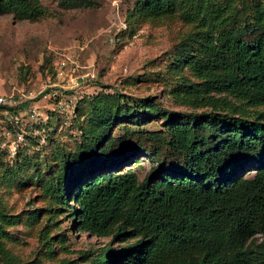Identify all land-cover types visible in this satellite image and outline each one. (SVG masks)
Masks as SVG:
<instances>
[{
	"label": "trees",
	"instance_id": "trees-1",
	"mask_svg": "<svg viewBox=\"0 0 264 264\" xmlns=\"http://www.w3.org/2000/svg\"><path fill=\"white\" fill-rule=\"evenodd\" d=\"M47 12L43 0H0V15L34 20ZM171 17L189 24L167 52L181 78L171 92L211 108L172 111L153 95L122 92L79 102L81 142L63 151L49 176L35 163L38 181L54 198L40 237L49 258L57 243L66 246L63 232L56 240L50 234L55 209L78 230L110 241L60 264H264V0H137L124 32ZM153 119L163 127L143 126ZM140 154L152 159L144 177L123 168ZM9 175L20 177L10 183L27 176L23 165ZM41 210H30L31 223ZM23 218L0 204V264H48L40 256L23 260L9 246L10 228Z\"/></svg>",
	"mask_w": 264,
	"mask_h": 264
},
{
	"label": "rangeland",
	"instance_id": "rangeland-1",
	"mask_svg": "<svg viewBox=\"0 0 264 264\" xmlns=\"http://www.w3.org/2000/svg\"><path fill=\"white\" fill-rule=\"evenodd\" d=\"M136 1L70 0L64 5V0H43L48 12L38 19L0 15V92L16 102L15 110H0V204L24 212L23 221L10 228L13 237L8 240L23 260L40 256L48 264H60L66 258L80 259L83 251L99 250L110 241V237L78 230L71 216L57 214L55 209L52 221L57 224L50 225V234L56 240L63 232L66 246L57 243L54 257L49 258L40 237L54 198L43 188V181H38L35 163L49 176L63 151L81 142L76 120L83 98L122 92L133 97L153 95L172 111L211 108L188 103L171 92L181 78L170 70L167 52L189 24L175 17L148 20L125 33L131 28L127 18ZM185 75L194 78L188 69ZM126 121L116 124L114 133L122 132ZM143 126L163 127L161 119ZM13 144L17 146L14 155L10 152ZM21 165L27 175L25 183H10L20 182V177L11 181L9 172ZM151 165V157L140 154L123 168H133L144 177ZM33 208H42L35 223L28 217ZM257 236L262 238L260 233ZM111 246L118 248L121 243L112 240Z\"/></svg>",
	"mask_w": 264,
	"mask_h": 264
},
{
	"label": "built area",
	"instance_id": "built-area-1",
	"mask_svg": "<svg viewBox=\"0 0 264 264\" xmlns=\"http://www.w3.org/2000/svg\"><path fill=\"white\" fill-rule=\"evenodd\" d=\"M15 103L16 102H15V100H13V98H10V96H8L7 94L0 92V106H2V105H14ZM2 110L4 112L9 111L8 108H3ZM22 138H23V135H19V139H22ZM10 152L12 155H14L17 152V146L15 144L10 146Z\"/></svg>",
	"mask_w": 264,
	"mask_h": 264
}]
</instances>
